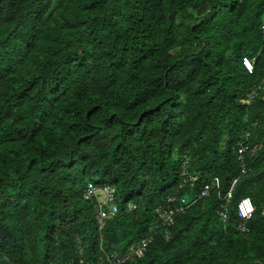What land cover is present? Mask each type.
<instances>
[{"label":"trees","instance_id":"obj_1","mask_svg":"<svg viewBox=\"0 0 264 264\" xmlns=\"http://www.w3.org/2000/svg\"><path fill=\"white\" fill-rule=\"evenodd\" d=\"M263 30L264 0H0V264L129 250L167 196L193 197L178 187L183 160L219 191L127 264H264ZM88 182L112 185L119 205L100 230ZM243 197L255 212L241 233Z\"/></svg>","mask_w":264,"mask_h":264},{"label":"built area","instance_id":"obj_2","mask_svg":"<svg viewBox=\"0 0 264 264\" xmlns=\"http://www.w3.org/2000/svg\"><path fill=\"white\" fill-rule=\"evenodd\" d=\"M264 31V30H263ZM242 65L245 70L250 73L252 71L253 61L248 57L242 58ZM260 85H253L251 91L247 95L240 99L238 103L248 105L257 97ZM250 137V132L246 131L242 140L239 142L237 152V159L239 163H243L244 155L246 153L253 152L248 146L247 140ZM252 154V153H251ZM246 171L243 168L241 174ZM179 189L189 188L193 194V197L188 199L181 195H169L165 198L164 204L158 205L154 209V215L156 217V223L149 228L148 236H145L139 240V242L131 247L129 250L122 252L118 244H112L109 249L101 250V254L97 258L96 264H127L132 259L141 258L145 255L149 248V245L154 240L158 233L167 234L170 228L174 224V218L177 214L184 212L191 205H193L198 199L206 198L214 192H218L220 188V181L217 177H213L206 183L198 182V177L192 174L188 170L187 161L183 160L180 167L179 176ZM236 183L234 179L228 192L222 197L223 203L217 210V216L220 220L225 221L227 218V206L230 202L233 187ZM84 199L95 198L96 200V224L98 229H102L105 222L113 218L119 211V205L115 197L114 187L109 184H93L91 182L86 183L83 188ZM135 209V205L128 203L124 210L132 211ZM237 216L239 223L236 226V230L244 233L247 231V223L255 212V206L253 205L249 197L241 198L236 205ZM261 214L264 216V201L261 206ZM67 264H88L84 260L78 262H71Z\"/></svg>","mask_w":264,"mask_h":264}]
</instances>
